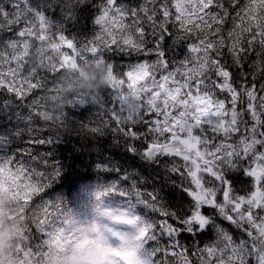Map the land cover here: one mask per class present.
Returning a JSON list of instances; mask_svg holds the SVG:
<instances>
[{"label":"snow or ice","instance_id":"6c2138e0","mask_svg":"<svg viewBox=\"0 0 264 264\" xmlns=\"http://www.w3.org/2000/svg\"><path fill=\"white\" fill-rule=\"evenodd\" d=\"M85 2L0 0V32L22 25L0 47V92L32 96L11 133L0 134V149L25 133L29 143L52 144L43 133L67 126L65 111L47 115L58 78L104 65L107 84L67 105L96 107L97 126L82 127L119 135L128 153L179 176L190 203L170 208L142 187L146 178L97 165L117 174L97 199L122 202L118 215L103 214L125 227L87 238L65 205L45 199L60 175L51 153L0 152V205H11L17 230L7 252L0 245V264H264V0H101L96 30L70 36L67 22ZM232 173L248 178L247 191Z\"/></svg>","mask_w":264,"mask_h":264},{"label":"trees","instance_id":"16d2710c","mask_svg":"<svg viewBox=\"0 0 264 264\" xmlns=\"http://www.w3.org/2000/svg\"><path fill=\"white\" fill-rule=\"evenodd\" d=\"M63 2V0H61ZM101 0H86L82 5H78L75 22H67L68 34H85L90 35L95 29L93 20L97 14L95 5H98ZM59 19L58 15L53 17ZM22 27L17 25L13 32ZM13 32H0V47L4 46V41L13 36ZM171 56L172 53H169ZM117 60L121 57L117 56ZM51 81V77H49ZM78 94L72 92L69 97ZM105 95L108 90L105 89ZM12 99L15 101L12 107L0 106V134H9L17 125L16 113H27L28 109L22 105H26L32 99L28 96L24 101H20L10 94L0 92V102L4 99ZM66 124L70 130H65L63 127H57L52 133L47 131L43 133L47 138L49 135L53 138L52 144L38 145L29 143V137L25 133L19 140H13V143L6 146L5 149H0V152L5 154H13L18 159H28V151L33 155L42 153H51L47 157L50 165L59 167L60 175L56 178L51 188L47 190L45 199H50L53 203H59L61 208L64 207L67 211H71L74 219L84 217L90 210H98L102 214L108 210L113 211L122 207V202L114 197L105 195L97 199V192L103 191L101 185L109 182L116 177L114 172L99 171L97 165H108L109 167L115 164L121 169V174L124 171L136 173V178H146V183L142 187L151 190L155 188L162 198L166 206L170 208L186 207L189 203V197L182 191L180 187V177L177 175L166 173L162 165L149 164L140 160L138 156H133L126 151L125 140L119 135L105 130L104 135H99L86 130L82 125H87L88 128L97 126L100 119L96 115L97 108L92 104H79L74 102L71 105H66ZM107 117H105L106 119ZM19 127H23L20 124ZM139 130V129H137ZM140 145L138 144V147ZM169 158H165L167 162ZM178 161V158H176ZM51 170V169H49ZM231 179L237 191L243 193L247 191L249 180L241 173H232ZM58 198H61L58 199ZM7 204V206H5ZM11 205L5 202L0 205V235L11 232L13 237L16 236L17 230L15 227L16 221L11 218ZM50 211L55 212V208ZM211 214V210H207ZM105 217L109 215L103 214ZM113 218V217H112ZM114 220V219H113ZM115 221V220H114ZM117 222V221H115ZM238 237L240 234L232 229L231 226L225 224ZM212 233L208 232L199 237L201 243L209 240ZM182 240L191 244L193 237L185 235Z\"/></svg>","mask_w":264,"mask_h":264},{"label":"clouds","instance_id":"9594fccd","mask_svg":"<svg viewBox=\"0 0 264 264\" xmlns=\"http://www.w3.org/2000/svg\"><path fill=\"white\" fill-rule=\"evenodd\" d=\"M72 2L73 0H64V3L68 5ZM58 79L61 90L57 92L54 99L50 100L47 110V115L51 118H55L65 111L70 93L75 92L84 95L96 92L108 82L107 70L104 65L82 64L77 71H65ZM65 130H70V128L66 126ZM115 215H118V213ZM12 238L13 233L11 232L0 235V245H2L3 251H8L7 245L11 242Z\"/></svg>","mask_w":264,"mask_h":264},{"label":"rangeland","instance_id":"374dc122","mask_svg":"<svg viewBox=\"0 0 264 264\" xmlns=\"http://www.w3.org/2000/svg\"><path fill=\"white\" fill-rule=\"evenodd\" d=\"M77 225L82 230V235L87 238H95L96 230L104 232L105 228H113L117 230L123 229L125 226L119 222H115L112 216L105 217L98 210H90L89 213L84 217H78L75 219Z\"/></svg>","mask_w":264,"mask_h":264}]
</instances>
